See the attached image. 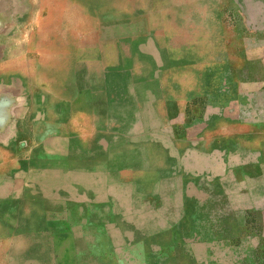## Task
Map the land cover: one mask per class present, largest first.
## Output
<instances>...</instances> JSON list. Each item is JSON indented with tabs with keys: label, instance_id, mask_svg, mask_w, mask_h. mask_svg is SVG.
<instances>
[{
	"label": "rangeland",
	"instance_id": "374dc122",
	"mask_svg": "<svg viewBox=\"0 0 264 264\" xmlns=\"http://www.w3.org/2000/svg\"><path fill=\"white\" fill-rule=\"evenodd\" d=\"M27 1L26 66L76 98L38 101L15 126L0 109V139H15L0 151V264H264L263 117L238 106L219 135L200 99L163 129L117 73L137 41L178 34L180 14L206 3L258 77L264 0H11L13 13ZM106 75L128 90L83 95Z\"/></svg>",
	"mask_w": 264,
	"mask_h": 264
},
{
	"label": "crops",
	"instance_id": "0c3cea01",
	"mask_svg": "<svg viewBox=\"0 0 264 264\" xmlns=\"http://www.w3.org/2000/svg\"><path fill=\"white\" fill-rule=\"evenodd\" d=\"M10 1L0 0V109L6 113L9 121L6 125L15 126L27 119L32 106L38 112V101L41 102L40 108L45 98L52 105H68L75 102L76 96L70 92L60 93L54 86L49 89L38 87L43 84L42 78H38L36 74L33 77L31 69L29 71L26 66L29 47L36 48L38 45L26 40L25 34H17L24 33L28 15L32 12L28 10L27 1V8L20 7L17 15L13 13ZM20 1L22 3L24 0ZM194 12L190 16L180 14L178 34L159 40L137 41L133 45L132 56L126 61V71L123 58L120 57L117 73L123 76L126 72L131 78L132 88H142V101H147L148 110L156 114L158 125L163 129L171 127L173 121H177L179 113L192 100L200 99L205 103L207 118L211 121L209 128L213 133L234 118L233 114L238 106H243V109L250 112L254 106L253 110L264 121L263 72L258 77L252 73L251 62L246 60L245 51L233 48L226 34L227 29L215 19L214 9L202 3ZM145 43L148 44V49H145ZM84 46L87 47L88 44ZM84 61L87 62L85 59ZM105 80V86L93 90L88 76L83 95L90 100L96 95L107 101L109 96H117L128 90L124 86L113 89L111 86L107 87L111 84V79L106 75ZM133 102L139 104L136 97ZM90 108L89 106V110ZM217 113L221 116H216ZM217 133L222 134L219 130ZM166 138L169 142L173 140L171 136ZM14 140L13 135L0 139V151H9L7 147L13 145ZM220 141V137L217 138V145ZM163 142H166L165 137ZM162 152L158 170L163 176L171 175L166 174L171 166L166 162L164 150Z\"/></svg>",
	"mask_w": 264,
	"mask_h": 264
},
{
	"label": "bare ground",
	"instance_id": "6f19581e",
	"mask_svg": "<svg viewBox=\"0 0 264 264\" xmlns=\"http://www.w3.org/2000/svg\"><path fill=\"white\" fill-rule=\"evenodd\" d=\"M42 45H44V44H42Z\"/></svg>",
	"mask_w": 264,
	"mask_h": 264
}]
</instances>
